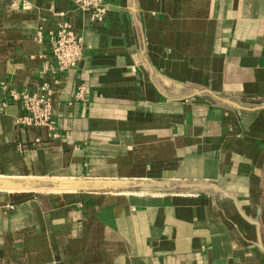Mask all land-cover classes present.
I'll list each match as a JSON object with an SVG mask.
<instances>
[{"label":"crops","instance_id":"0c3cea01","mask_svg":"<svg viewBox=\"0 0 264 264\" xmlns=\"http://www.w3.org/2000/svg\"><path fill=\"white\" fill-rule=\"evenodd\" d=\"M106 1L93 22L70 0H0V77L49 82L58 130L17 125L0 89V264H264L230 198L136 186L216 182L264 231V109L189 96L264 104V0ZM61 20L82 59L42 72Z\"/></svg>","mask_w":264,"mask_h":264},{"label":"built area","instance_id":"2783aa9c","mask_svg":"<svg viewBox=\"0 0 264 264\" xmlns=\"http://www.w3.org/2000/svg\"><path fill=\"white\" fill-rule=\"evenodd\" d=\"M76 9L89 14L91 21L102 22L106 19V0H70ZM52 9V6H50ZM39 30L37 40L43 41ZM50 62H45L42 72L60 73L77 67L82 59L83 39L76 33L68 21L61 20L56 27L47 32ZM57 82V81H56ZM0 89L6 92L7 98L16 102L22 114L16 117V123L28 128L44 127L52 138L58 136L57 124L53 117V89L49 82L42 81L35 89H15L7 85L0 77ZM85 87L78 85L74 92L76 99H84ZM6 101H3L5 103Z\"/></svg>","mask_w":264,"mask_h":264},{"label":"water","instance_id":"95a60500","mask_svg":"<svg viewBox=\"0 0 264 264\" xmlns=\"http://www.w3.org/2000/svg\"><path fill=\"white\" fill-rule=\"evenodd\" d=\"M201 93H208L212 95L215 99L220 101L223 104H228L231 105L237 109H245V110H257V109H264V104H259L253 107H244L240 105L239 103L232 101L228 98H224L221 96H218L211 92L209 89H197L195 90L192 94L189 96L193 95H199ZM136 186L143 187V188H156L159 190H177V189H200V190H208L212 191L214 193H221L227 198H230L233 201V204L235 208L237 209L238 213L241 215L242 218H244L247 222L252 224L255 229V236L256 240L254 244L256 247L264 253V240H262V231L261 230V225L258 220L259 212H260V207L257 209V214L255 217L251 218L248 217L242 208L240 207L237 197L228 193L225 189H223L218 183L216 182H204V181H180V182H175V183H170V182H163V181H156V182H140L137 183Z\"/></svg>","mask_w":264,"mask_h":264},{"label":"rangeland","instance_id":"374dc122","mask_svg":"<svg viewBox=\"0 0 264 264\" xmlns=\"http://www.w3.org/2000/svg\"><path fill=\"white\" fill-rule=\"evenodd\" d=\"M248 230L246 231V234L248 236L249 239H253V230L250 226H248Z\"/></svg>","mask_w":264,"mask_h":264}]
</instances>
